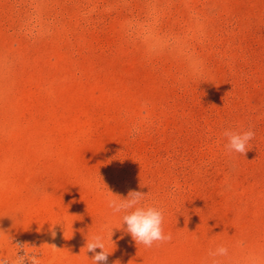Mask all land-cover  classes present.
Listing matches in <instances>:
<instances>
[{"label": "rangeland", "instance_id": "rangeland-1", "mask_svg": "<svg viewBox=\"0 0 264 264\" xmlns=\"http://www.w3.org/2000/svg\"><path fill=\"white\" fill-rule=\"evenodd\" d=\"M131 191L169 242L122 227ZM40 223L41 264L113 228L106 264H264V0H0V256Z\"/></svg>", "mask_w": 264, "mask_h": 264}, {"label": "clouds", "instance_id": "clouds-1", "mask_svg": "<svg viewBox=\"0 0 264 264\" xmlns=\"http://www.w3.org/2000/svg\"><path fill=\"white\" fill-rule=\"evenodd\" d=\"M223 135L228 139L225 147L230 153L235 152L245 155L247 145L254 138L255 133L252 130L236 132L226 129ZM146 196L141 192L131 191L126 199L121 197L119 199H108L107 206L113 214H121L122 227L124 225L127 226L126 232L131 235L137 245L151 248L154 244L169 242L172 236L170 233L167 235L164 233L163 209L155 204L146 202ZM113 229H108L109 235L107 237L105 231L101 230L95 234H90V238H87L86 249L87 252L93 254L91 257L92 264H106L108 261L111 253L107 251V240L113 241ZM50 231L51 235L55 237L56 232L52 229ZM3 235L4 233H0V239L3 238ZM17 248L18 250L12 255L0 256V264H41L38 253L30 252L26 245H17ZM97 249H101V251L97 252ZM227 253L228 249L220 246L210 254L213 256H224ZM115 264H120V262L116 261Z\"/></svg>", "mask_w": 264, "mask_h": 264}, {"label": "bare ground", "instance_id": "bare-ground-1", "mask_svg": "<svg viewBox=\"0 0 264 264\" xmlns=\"http://www.w3.org/2000/svg\"><path fill=\"white\" fill-rule=\"evenodd\" d=\"M58 226H61V224H59ZM47 228L48 227H47L46 223H43V224L40 223V224L32 225V226L28 227L27 229L19 232V234H16V235H19L20 238H22L23 242H25V244H26V247H28V249L30 250L31 247L29 245L32 244L33 241L36 242L37 240H44V238L46 237L47 231H48ZM3 244L5 246L6 245L9 246V244H10V237H5L3 239ZM0 246H3V245H0ZM32 250L33 249H31V251ZM3 253H5V252H3ZM3 255H6V254H3ZM1 256H2V254H1Z\"/></svg>", "mask_w": 264, "mask_h": 264}]
</instances>
